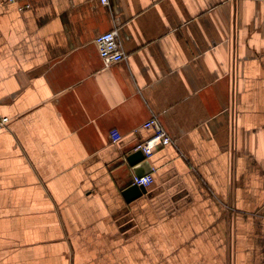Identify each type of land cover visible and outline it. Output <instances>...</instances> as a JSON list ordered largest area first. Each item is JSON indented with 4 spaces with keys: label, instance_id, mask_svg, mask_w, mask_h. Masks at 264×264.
Segmentation results:
<instances>
[{
    "label": "crops",
    "instance_id": "obj_1",
    "mask_svg": "<svg viewBox=\"0 0 264 264\" xmlns=\"http://www.w3.org/2000/svg\"><path fill=\"white\" fill-rule=\"evenodd\" d=\"M107 1L0 10V264H264V0Z\"/></svg>",
    "mask_w": 264,
    "mask_h": 264
},
{
    "label": "built area",
    "instance_id": "obj_2",
    "mask_svg": "<svg viewBox=\"0 0 264 264\" xmlns=\"http://www.w3.org/2000/svg\"><path fill=\"white\" fill-rule=\"evenodd\" d=\"M27 1L28 0H0V10L10 5H16L19 11H23L30 6ZM100 3L102 5H107L108 1L100 0ZM94 45L104 68H108L126 59V55L118 41V32L116 30L107 31L97 35L94 39ZM0 124H3V120ZM141 128L151 131V135L146 140L138 143L134 147V151L141 152L144 159H148L155 151H158L173 142L170 135L165 131L155 116H152L145 121ZM121 138L122 137L118 131L113 130L110 132L111 143L117 144ZM152 182L153 179L151 175L141 177L135 176L132 179V185L142 188L150 186Z\"/></svg>",
    "mask_w": 264,
    "mask_h": 264
},
{
    "label": "water",
    "instance_id": "obj_3",
    "mask_svg": "<svg viewBox=\"0 0 264 264\" xmlns=\"http://www.w3.org/2000/svg\"><path fill=\"white\" fill-rule=\"evenodd\" d=\"M127 163L130 166H138L140 164H145L148 168V164L144 161V157L141 154V152L137 151L136 153H133L131 155H129L126 158ZM139 175V174H138ZM136 176V177H141V176ZM144 188L142 187H137L135 185H131L130 187H128L125 191V195H126V201H133L135 200L137 197H139L142 193H144Z\"/></svg>",
    "mask_w": 264,
    "mask_h": 264
},
{
    "label": "rangeland",
    "instance_id": "obj_4",
    "mask_svg": "<svg viewBox=\"0 0 264 264\" xmlns=\"http://www.w3.org/2000/svg\"><path fill=\"white\" fill-rule=\"evenodd\" d=\"M6 122V121H5Z\"/></svg>",
    "mask_w": 264,
    "mask_h": 264
}]
</instances>
